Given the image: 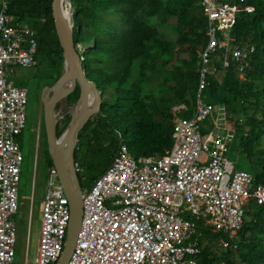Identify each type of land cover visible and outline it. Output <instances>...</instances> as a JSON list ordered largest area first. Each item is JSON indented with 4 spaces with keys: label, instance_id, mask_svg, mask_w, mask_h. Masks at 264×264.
Segmentation results:
<instances>
[{
    "label": "built area",
    "instance_id": "2783aa9c",
    "mask_svg": "<svg viewBox=\"0 0 264 264\" xmlns=\"http://www.w3.org/2000/svg\"><path fill=\"white\" fill-rule=\"evenodd\" d=\"M9 1L0 0V264H16L15 215L23 152L18 137L26 126L27 88L7 79L15 66H30L37 52L35 31L15 25ZM245 0H200L207 13V41L200 53L199 88L191 117L187 106L172 107L173 144L159 157L135 158L121 141L111 164L82 188V221L67 264H199L203 217L220 250L236 249V237L251 199L264 203V185L252 173L231 165L226 152L235 131L212 119L213 108L200 97L208 76L232 67L239 78L251 65L255 45L237 46L231 34ZM81 45H79V48ZM218 60V62H217ZM219 63V65H218ZM212 121V138L202 131ZM209 134V133H208ZM81 167H76L80 171ZM35 264H56L66 239L69 206L57 169L47 171Z\"/></svg>",
    "mask_w": 264,
    "mask_h": 264
},
{
    "label": "trees",
    "instance_id": "16d2710c",
    "mask_svg": "<svg viewBox=\"0 0 264 264\" xmlns=\"http://www.w3.org/2000/svg\"><path fill=\"white\" fill-rule=\"evenodd\" d=\"M71 2L74 43L87 77L96 82L102 97L98 113L91 115L78 134L75 164L81 167L77 174L83 187L111 164L121 141L135 158L159 157L172 146V107L184 103L187 109L181 115L187 118L196 108L200 53L208 38L207 13L200 0ZM242 5L253 10L238 16L231 34L237 46L255 45L253 61L243 78L232 67L223 69L218 63L222 75H209L200 97L212 108L224 107L235 131L229 149L234 146L242 154L247 165L244 171L253 174L257 186L264 185V0H245ZM8 11L15 25L35 31L37 52L32 65L40 55L49 61L55 76L48 84H53L63 72L64 56L52 0H10ZM171 30L175 37H165ZM79 45L84 46L83 51ZM152 76L159 80L150 81ZM79 94L76 85L68 102L74 103ZM209 123L213 128L211 120ZM42 125L50 167L43 116ZM61 132L57 126V135ZM235 166L241 168L237 162ZM188 217L198 222L203 237L199 264H264V203L250 200L242 228L229 240L237 243L236 249L214 251L213 241L226 236L206 229L203 217Z\"/></svg>",
    "mask_w": 264,
    "mask_h": 264
},
{
    "label": "water",
    "instance_id": "95a60500",
    "mask_svg": "<svg viewBox=\"0 0 264 264\" xmlns=\"http://www.w3.org/2000/svg\"><path fill=\"white\" fill-rule=\"evenodd\" d=\"M63 8L67 11L66 14L62 11ZM52 15L63 49V72L52 85L43 88L41 100L48 154L57 169L70 212L65 244L56 262L67 264L77 240L83 213L82 188L75 164L78 134L91 115L98 113L102 97L96 82L87 77L74 43L71 0H52ZM76 85L80 89L79 97L74 102V110L67 126L60 135H57L56 107L62 101L68 102V95Z\"/></svg>",
    "mask_w": 264,
    "mask_h": 264
},
{
    "label": "rangeland",
    "instance_id": "374dc122",
    "mask_svg": "<svg viewBox=\"0 0 264 264\" xmlns=\"http://www.w3.org/2000/svg\"><path fill=\"white\" fill-rule=\"evenodd\" d=\"M165 37H175L173 31L165 33ZM84 50V46H81ZM55 76L49 61L43 56H38L35 65L15 66L14 73L7 74L10 83L16 86H27L26 80L36 79L39 87L48 84L51 77ZM157 76H152L150 81H158ZM33 94L27 90V103L25 104L26 126L20 141L23 152V163L21 167V182L19 188V210L15 215L16 236V255L17 264H35L37 251L40 221L42 218L43 196L46 188V176L49 166L47 165V154L44 151L43 143V108L41 101V91ZM33 95V96H32ZM203 100V99H202ZM204 101V100H203ZM74 110V103L67 101L60 102L56 107L57 126L65 129V122ZM225 109L221 105L213 107L212 119L222 121ZM210 118L204 121V129H208L206 139L213 137ZM43 143V145H42ZM230 148V147H229ZM227 158L233 163H238L240 167H234L239 170H247L245 158L237 148L233 146L232 150H227ZM50 157V156H49ZM29 230V233H28ZM264 241V236L262 237ZM214 251L219 252L218 243L212 244Z\"/></svg>",
    "mask_w": 264,
    "mask_h": 264
},
{
    "label": "flooded vegetation",
    "instance_id": "af4514ba",
    "mask_svg": "<svg viewBox=\"0 0 264 264\" xmlns=\"http://www.w3.org/2000/svg\"><path fill=\"white\" fill-rule=\"evenodd\" d=\"M26 83H27V86H26L27 90L30 91L31 93H33L34 95L37 94L36 91L39 92V90L42 93L43 88L46 86V85H42L41 88H40L39 87V82L37 84L36 79L34 80L33 78L27 79ZM50 85H52V83L51 84H47V86H50ZM42 108H43V104H42Z\"/></svg>",
    "mask_w": 264,
    "mask_h": 264
},
{
    "label": "crops",
    "instance_id": "0c3cea01",
    "mask_svg": "<svg viewBox=\"0 0 264 264\" xmlns=\"http://www.w3.org/2000/svg\"><path fill=\"white\" fill-rule=\"evenodd\" d=\"M227 155V154H226ZM229 160V159H228ZM229 162H230V164L231 165H234L235 163H233V161H231V160H229ZM41 222V221H40ZM39 232H40V228H39ZM39 232H38V234H39ZM28 233H29V230H28ZM39 240V239H38ZM36 257V256H35Z\"/></svg>",
    "mask_w": 264,
    "mask_h": 264
},
{
    "label": "bare ground",
    "instance_id": "6f19581e",
    "mask_svg": "<svg viewBox=\"0 0 264 264\" xmlns=\"http://www.w3.org/2000/svg\"><path fill=\"white\" fill-rule=\"evenodd\" d=\"M62 11H64V13H65V14L67 13V11H65V10H64V8H63V10H62ZM57 114H58V113H57Z\"/></svg>",
    "mask_w": 264,
    "mask_h": 264
}]
</instances>
